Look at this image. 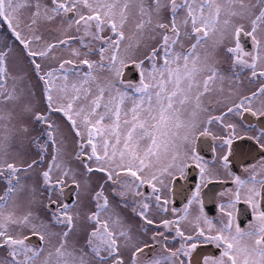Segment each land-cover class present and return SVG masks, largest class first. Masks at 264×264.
I'll return each instance as SVG.
<instances>
[{
  "label": "snow or ice",
  "instance_id": "obj_1",
  "mask_svg": "<svg viewBox=\"0 0 264 264\" xmlns=\"http://www.w3.org/2000/svg\"><path fill=\"white\" fill-rule=\"evenodd\" d=\"M0 37V264H264V0H0Z\"/></svg>",
  "mask_w": 264,
  "mask_h": 264
},
{
  "label": "flooded vegetation",
  "instance_id": "obj_2",
  "mask_svg": "<svg viewBox=\"0 0 264 264\" xmlns=\"http://www.w3.org/2000/svg\"><path fill=\"white\" fill-rule=\"evenodd\" d=\"M246 46L250 47L249 45H246ZM249 122H251L254 125V131L249 133L250 135L256 134V130H258L260 127H264V118L257 121L255 118L248 115L244 123V128L248 127ZM208 143H213V142L209 141ZM252 146H253V142L249 140L234 141L233 148L235 150V155L233 157H230V159L232 160L231 170L234 174L241 175L242 177H246V173H244L243 169L245 166V161L248 160L249 157L247 155L241 156L240 153L241 152H243L244 154L249 153L250 150L252 149ZM251 154L252 156L257 155L255 151H252ZM204 155L206 159L209 158L211 156L210 149H206L204 152ZM221 176H222V182L213 183L209 185L207 188L203 189V194H202V198L204 200V205H205V212L213 220L220 219V213L218 211L217 205L218 203L222 202L224 199L223 197L220 196V193L232 186L231 177L228 176L226 172L222 171ZM198 181H199L198 171L193 169V170H190V175L187 178V180H180L177 183L176 187L178 190L182 187L185 193V196H187L191 193L192 190H194L195 185ZM173 199L175 200V204L174 205L170 204V208L172 206H175L178 209H182L184 206V203L186 202L185 198L181 196H176ZM239 209H240V212L238 213V219L243 223V225L246 226L247 221L250 218L249 210L247 209V206L244 204L239 205ZM191 211L193 215H195L196 207L193 206ZM169 215H171V213H169ZM33 242L35 243V239L33 240ZM217 252L218 250H216L211 245H202L197 249V253L201 255H204V254L211 255ZM154 254H158V253H154ZM194 256H196L195 253H194Z\"/></svg>",
  "mask_w": 264,
  "mask_h": 264
},
{
  "label": "rangeland",
  "instance_id": "obj_3",
  "mask_svg": "<svg viewBox=\"0 0 264 264\" xmlns=\"http://www.w3.org/2000/svg\"><path fill=\"white\" fill-rule=\"evenodd\" d=\"M4 39L3 37H0V40ZM64 55H67V53H64ZM227 67V65H225ZM245 88L246 90L248 89H252L255 87V85H252V84H248L247 82H245ZM37 94L39 95V89H37ZM0 191H2V186H0ZM126 214L127 215H131V213L129 211H126ZM4 255L3 251H0V256Z\"/></svg>",
  "mask_w": 264,
  "mask_h": 264
},
{
  "label": "water",
  "instance_id": "obj_4",
  "mask_svg": "<svg viewBox=\"0 0 264 264\" xmlns=\"http://www.w3.org/2000/svg\"><path fill=\"white\" fill-rule=\"evenodd\" d=\"M69 196H70V197L74 196V193H71V192H70V193H69Z\"/></svg>",
  "mask_w": 264,
  "mask_h": 264
}]
</instances>
